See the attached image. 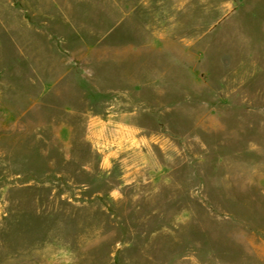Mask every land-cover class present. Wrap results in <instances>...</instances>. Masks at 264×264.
Listing matches in <instances>:
<instances>
[{"label":"rangeland","instance_id":"374dc122","mask_svg":"<svg viewBox=\"0 0 264 264\" xmlns=\"http://www.w3.org/2000/svg\"><path fill=\"white\" fill-rule=\"evenodd\" d=\"M0 264H264V0H0Z\"/></svg>","mask_w":264,"mask_h":264},{"label":"crops","instance_id":"0c3cea01","mask_svg":"<svg viewBox=\"0 0 264 264\" xmlns=\"http://www.w3.org/2000/svg\"><path fill=\"white\" fill-rule=\"evenodd\" d=\"M59 1H61V0H59ZM57 2H58V1H57ZM59 8H60V6H58V8H57V7H54V9H57V10H58ZM57 10H55V11H57Z\"/></svg>","mask_w":264,"mask_h":264}]
</instances>
